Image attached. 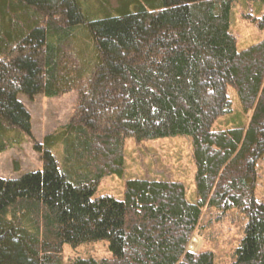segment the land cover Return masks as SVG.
<instances>
[{
  "label": "trees",
  "instance_id": "16d2710c",
  "mask_svg": "<svg viewBox=\"0 0 264 264\" xmlns=\"http://www.w3.org/2000/svg\"><path fill=\"white\" fill-rule=\"evenodd\" d=\"M238 0H0V156L33 140L44 164L0 178V264H64V248L107 242L111 258L68 264H216L188 246L211 216L247 220L229 264H264V40L239 50ZM240 127L214 130L233 114ZM78 92L71 121L36 142L20 102ZM188 137L196 199L181 182L124 178L126 141Z\"/></svg>",
  "mask_w": 264,
  "mask_h": 264
},
{
  "label": "rangeland",
  "instance_id": "374dc122",
  "mask_svg": "<svg viewBox=\"0 0 264 264\" xmlns=\"http://www.w3.org/2000/svg\"><path fill=\"white\" fill-rule=\"evenodd\" d=\"M232 33L238 41L239 50H245L264 40V0H238L234 5ZM228 94L233 102V114L220 119L214 130H231L243 123V112L236 91L229 87ZM79 99L78 92L58 98H46L43 95L33 100L20 95L19 100L32 117V132L36 142L68 124L75 112ZM44 164L39 154L34 151L33 140L27 141L20 148L3 153L0 156V178L19 180L31 172L42 171ZM124 178L108 177L104 179L96 193V198L112 196L123 200L125 182L130 179L151 181H174L185 185L187 200L196 199V168L193 159L192 140L188 137H175L154 140L138 144L133 139L126 141V162ZM258 183L256 198L264 202V157L258 163ZM247 220L241 213L233 211L226 215L211 216L204 212L201 227L193 235L188 251L200 253L212 252L216 264H229L244 238ZM197 238L199 245L191 249L190 244ZM64 264L81 259L111 258L109 244L101 242L89 244L73 250L64 248Z\"/></svg>",
  "mask_w": 264,
  "mask_h": 264
},
{
  "label": "bare ground",
  "instance_id": "6f19581e",
  "mask_svg": "<svg viewBox=\"0 0 264 264\" xmlns=\"http://www.w3.org/2000/svg\"><path fill=\"white\" fill-rule=\"evenodd\" d=\"M199 245V241H198V239L197 238H194L193 240H192V242H191V244H190V248L191 249H193V247H195V246H198ZM200 246V245H199Z\"/></svg>",
  "mask_w": 264,
  "mask_h": 264
},
{
  "label": "water",
  "instance_id": "95a60500",
  "mask_svg": "<svg viewBox=\"0 0 264 264\" xmlns=\"http://www.w3.org/2000/svg\"><path fill=\"white\" fill-rule=\"evenodd\" d=\"M190 252V251H189Z\"/></svg>",
  "mask_w": 264,
  "mask_h": 264
}]
</instances>
